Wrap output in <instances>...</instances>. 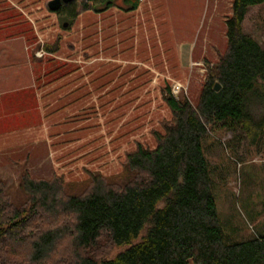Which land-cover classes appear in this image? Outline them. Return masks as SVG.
Here are the masks:
<instances>
[{"label": "rangeland", "instance_id": "1", "mask_svg": "<svg viewBox=\"0 0 264 264\" xmlns=\"http://www.w3.org/2000/svg\"><path fill=\"white\" fill-rule=\"evenodd\" d=\"M49 1L0 0V102L14 108L0 117L9 205L29 204L27 174L61 177L71 191L120 174L127 154L138 144L154 148L172 121L168 89L197 105L228 46L233 0H141L136 10L114 0L74 20ZM243 30L264 47V3L249 9ZM210 130L203 147L226 232L264 233V129L257 138L230 121ZM42 216L34 227L49 225ZM3 248L12 257L16 248L17 259L29 252L10 241Z\"/></svg>", "mask_w": 264, "mask_h": 264}, {"label": "trees", "instance_id": "2", "mask_svg": "<svg viewBox=\"0 0 264 264\" xmlns=\"http://www.w3.org/2000/svg\"><path fill=\"white\" fill-rule=\"evenodd\" d=\"M113 1L72 0L58 12L74 20ZM124 1L128 10L141 2ZM263 3L233 0L226 53L210 68L198 104L169 88L172 121L154 148L138 144L127 154L120 174L95 176L76 191L61 177L27 174L21 187L30 201L23 205L5 203L0 188V264H264V233L237 239L232 228L226 232L203 147L220 122L240 123L253 138L263 132L264 47L243 30L249 9ZM40 215L51 219L47 227L33 226ZM9 241L28 254L4 253ZM113 247L123 249L110 257Z\"/></svg>", "mask_w": 264, "mask_h": 264}, {"label": "water", "instance_id": "3", "mask_svg": "<svg viewBox=\"0 0 264 264\" xmlns=\"http://www.w3.org/2000/svg\"><path fill=\"white\" fill-rule=\"evenodd\" d=\"M70 1H72V0H50L49 3H48V7L52 11H58L61 8L63 3H68ZM65 25H67V24H65ZM215 88H216V90H219L220 89V84L217 83Z\"/></svg>", "mask_w": 264, "mask_h": 264}, {"label": "crops", "instance_id": "4", "mask_svg": "<svg viewBox=\"0 0 264 264\" xmlns=\"http://www.w3.org/2000/svg\"><path fill=\"white\" fill-rule=\"evenodd\" d=\"M14 108H10L9 105H5L2 101L0 102V117H4L6 116L7 114H13V111ZM17 110V109H15Z\"/></svg>", "mask_w": 264, "mask_h": 264}]
</instances>
